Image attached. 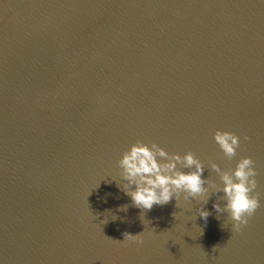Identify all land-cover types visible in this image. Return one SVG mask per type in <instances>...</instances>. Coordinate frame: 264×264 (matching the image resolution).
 <instances>
[{
	"label": "water",
	"instance_id": "water-1",
	"mask_svg": "<svg viewBox=\"0 0 264 264\" xmlns=\"http://www.w3.org/2000/svg\"><path fill=\"white\" fill-rule=\"evenodd\" d=\"M137 140L217 183L251 156L260 206L239 232L222 193L142 222L117 186ZM0 264H264V0H0Z\"/></svg>",
	"mask_w": 264,
	"mask_h": 264
},
{
	"label": "clouds",
	"instance_id": "clouds-1",
	"mask_svg": "<svg viewBox=\"0 0 264 264\" xmlns=\"http://www.w3.org/2000/svg\"><path fill=\"white\" fill-rule=\"evenodd\" d=\"M213 139L223 157L228 159L236 155L241 144L240 137L235 132L219 128L214 131ZM244 139L249 137L245 135ZM118 165L121 182L117 186L131 198L135 207L142 210V222L145 221L143 210H151L154 205H165L173 199L176 207L181 206V201H201L196 213L206 222L210 212L203 205L207 204L210 195L222 193L218 199L223 204L214 202L213 207L218 214L227 213L233 222L231 230L239 232L260 206L257 169L251 156H241L235 167L229 169H222L218 163L210 161V169L218 175L220 183L203 175L204 162L191 150L183 155L168 152L155 141L145 143L137 140L132 143L122 153ZM127 208V204L120 205L118 211H127ZM172 215L176 218L178 213L173 212ZM111 218L115 220L117 217L113 214ZM219 218L218 215L217 219ZM101 222L106 223L107 219ZM221 227L226 226L222 224ZM141 233L126 231L123 233L124 239L117 241L142 242V239H138Z\"/></svg>",
	"mask_w": 264,
	"mask_h": 264
}]
</instances>
